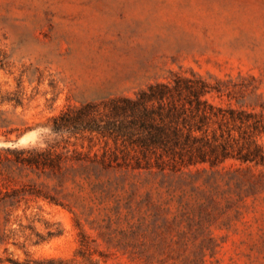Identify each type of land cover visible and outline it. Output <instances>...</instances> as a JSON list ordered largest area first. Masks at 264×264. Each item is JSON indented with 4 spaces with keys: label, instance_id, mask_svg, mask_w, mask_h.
I'll return each instance as SVG.
<instances>
[{
    "label": "rangeland",
    "instance_id": "374dc122",
    "mask_svg": "<svg viewBox=\"0 0 264 264\" xmlns=\"http://www.w3.org/2000/svg\"><path fill=\"white\" fill-rule=\"evenodd\" d=\"M192 75L264 131V0H0V147L45 149L67 108ZM5 185L25 200L0 207V264H264V165L11 167Z\"/></svg>",
    "mask_w": 264,
    "mask_h": 264
},
{
    "label": "trees",
    "instance_id": "16d2710c",
    "mask_svg": "<svg viewBox=\"0 0 264 264\" xmlns=\"http://www.w3.org/2000/svg\"><path fill=\"white\" fill-rule=\"evenodd\" d=\"M213 90L195 75L175 76L150 84L132 97H110L67 108L52 119L50 132L59 138L45 149L0 147V207H18L25 200L24 192L6 188L11 167L174 172L201 164L216 166L230 159L264 165V154L255 140L258 127L255 122L248 124L254 115L214 105L207 99ZM77 141L81 149L86 143L85 151L78 150ZM95 147L99 150L92 152ZM59 234L53 229L46 237ZM36 236L38 242L42 240Z\"/></svg>",
    "mask_w": 264,
    "mask_h": 264
}]
</instances>
